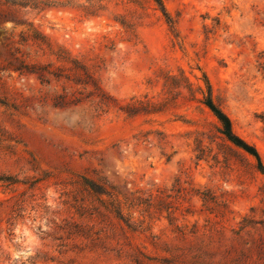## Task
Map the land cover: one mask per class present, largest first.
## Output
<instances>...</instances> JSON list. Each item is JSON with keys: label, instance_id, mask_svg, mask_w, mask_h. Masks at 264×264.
<instances>
[{"label": "rangeland", "instance_id": "obj_1", "mask_svg": "<svg viewBox=\"0 0 264 264\" xmlns=\"http://www.w3.org/2000/svg\"><path fill=\"white\" fill-rule=\"evenodd\" d=\"M37 1L0 0V264H264V175L202 103L264 166V0Z\"/></svg>", "mask_w": 264, "mask_h": 264}, {"label": "trees", "instance_id": "obj_2", "mask_svg": "<svg viewBox=\"0 0 264 264\" xmlns=\"http://www.w3.org/2000/svg\"><path fill=\"white\" fill-rule=\"evenodd\" d=\"M19 7L22 9H30V10H39L41 11L42 8L40 7V2L37 0H18ZM153 2L156 4V6L160 9L163 16L166 18V13L163 8L161 0H153ZM18 73L20 77H32L34 76L37 81H39L42 85H48L49 84V77L54 78L55 80H60L64 78L68 82H72L73 84L77 86H82L83 89L90 88L91 91L88 93L87 98H94L98 99V103L106 108L112 107L113 102H115L111 97H109L99 86L97 81L92 77V75L89 73V71H82V78L76 79H70V77H63V75H60L58 73L62 71H14ZM204 83L206 85V96L203 98V104L204 106L212 113L214 118L217 120V122L220 125V133L221 135L232 145L235 147L243 150L245 153H247L249 156L253 157L256 161L257 170L264 175V166L261 162L260 156L256 149L247 144L245 141L240 139L232 130V125L229 120V118L221 111V109L214 104L211 96V87L208 84V82L204 79ZM65 98L66 96L64 94L58 95L53 99L54 105L58 106L60 104H65ZM79 104V101L76 102L74 105ZM119 110L125 111L124 108H120ZM92 189V188H91ZM96 193H100V191L92 189Z\"/></svg>", "mask_w": 264, "mask_h": 264}]
</instances>
